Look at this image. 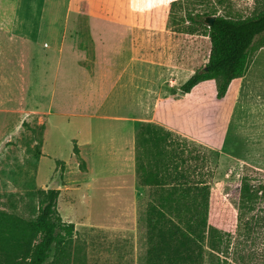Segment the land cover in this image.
I'll return each mask as SVG.
<instances>
[{
	"label": "rangeland",
	"instance_id": "obj_1",
	"mask_svg": "<svg viewBox=\"0 0 264 264\" xmlns=\"http://www.w3.org/2000/svg\"><path fill=\"white\" fill-rule=\"evenodd\" d=\"M71 1L69 15L80 21L74 31L84 38L79 43L83 53L93 52L96 45L88 40L86 21L92 16L115 19L142 26V42L123 44L125 51L136 47L144 54H167L184 71L203 67L211 48L203 29L189 32L191 15L244 18L264 5V0ZM14 3L18 6L17 0ZM23 14L33 17L19 6L14 17ZM259 41L257 37L245 73L253 87V102L241 101L232 110L229 98L219 106L216 82L205 81L165 123L174 128L170 132L160 124L140 125L137 138L132 137L131 118L142 115V107L131 92L112 91V78L121 75L119 60L112 67L115 70L96 65L90 72L73 66L67 74L61 73L55 113L47 116L45 137L40 113L28 118V113L4 109L3 97L10 91H0V214L35 219L39 192L58 182L59 212L64 221L74 224L75 232L53 248L46 264H264V197L249 205L240 198L244 177L254 185L264 183V47H258ZM48 45L51 39L45 33L26 45L10 44L0 35V77L12 80L14 99L22 103L21 108L46 111L44 99L40 101L47 85L41 57L50 50ZM119 45L113 42L107 48ZM100 61L112 66L113 58ZM67 77L72 81L65 92L74 101L64 107L61 93ZM185 78L177 79L178 83ZM81 92L83 104L76 98ZM257 93L262 95L256 97ZM108 97L116 105L101 107ZM193 100L196 107H191ZM107 111L119 119L100 117ZM79 127H84L81 133ZM87 128L93 132L95 149L87 145ZM133 138L138 145L136 171L141 188L147 184V174L157 173L160 183L150 181L137 204L133 173L121 163L128 156L123 146ZM75 140L85 161L74 154ZM43 142L47 155L41 157ZM83 161L91 171L84 169ZM204 185L209 207L199 221L193 199ZM205 216L206 225L201 221ZM151 217L156 221L151 222Z\"/></svg>",
	"mask_w": 264,
	"mask_h": 264
},
{
	"label": "crops",
	"instance_id": "obj_2",
	"mask_svg": "<svg viewBox=\"0 0 264 264\" xmlns=\"http://www.w3.org/2000/svg\"><path fill=\"white\" fill-rule=\"evenodd\" d=\"M14 2L15 0H0V35H3L4 38L9 40L10 44L19 41L25 45L28 43L30 44L44 33L49 35L51 39V45L47 46L50 50L47 53L45 52L41 57L43 61V78L47 80V82H45L47 85L44 87V94L40 97V101L44 99L46 111L42 112V110H38L37 108L33 109L31 107L27 109L21 108L20 104L22 103H18V100L14 99L15 95H13L14 89L11 84L12 80L0 77L1 93L10 91L8 96L3 95V105L4 109H9L12 113L15 111H18V113H28V118L36 117L35 115L40 113L39 118L42 119V123L44 124V137L48 123L47 116L55 113L53 108L56 101L55 92L58 79L62 72L67 74V70L71 69L73 66L81 70L94 72L96 65H103L108 69H114L112 67H115L116 60H119L117 61V69L121 75L117 80L112 78L114 82L112 91L114 93L117 88H120V90L122 89L124 92H131L132 95H127L128 99L131 98V95L133 101L136 102L139 107H142V115L131 118L132 137L135 138H137L140 125L160 124L161 126L164 125L163 127L166 131H174L173 127L165 125V123L173 120V116L176 112L183 108L184 101H189L187 95H192L194 89L203 83L197 85L190 93H185L181 90V86L196 70L184 71V67L179 65L178 62L173 61V58L168 57L167 54H144L142 50L136 49V47L132 49L128 48V51H125V47L122 46L123 44L142 42V26L125 21L92 16L86 21V25L89 28V35L87 37H89L88 40L90 42L96 45L93 52L88 54L83 53L79 46V43L84 38L81 37L80 33L74 31V29L78 28L80 21L72 19L69 15L71 10H73L71 0L69 4L68 0H17L18 6L23 9L24 12H32V18H27L25 14H23V16L14 17V12L18 9V6ZM113 42H119L120 45L116 47L118 49L112 48L109 50L107 44H112ZM102 45L104 47L100 48ZM67 56L73 58H67ZM105 56L113 58L112 66H110V62H105L104 65L100 61V59L105 60ZM84 58L85 60H83ZM31 64L34 66V63H30L32 67ZM183 76H186L184 81L178 83L177 79H181ZM175 77H177V79ZM65 80L66 82L63 84L64 90L61 93L62 106L69 104V101H74V97L65 92L66 90L68 91L71 85L69 84L72 81L71 77H67ZM253 92V87L247 81V74H245L243 77L231 82L226 95L222 99H219L218 105H225L223 101L231 98L233 100V110V106L236 107L241 101L253 102ZM181 94H184V96ZM83 95L82 92L76 94V98H78L80 104H83ZM261 95L262 94L257 93L256 97ZM111 96L113 95L110 94V97ZM89 98L90 96H86V99ZM181 98L183 99L182 101ZM102 103L103 104H100V106H106V108H113L116 105L114 99L109 100V97L104 98V102ZM187 104L185 105V109L190 111L191 109L187 108ZM190 104L191 107H196V102L194 100L190 102ZM220 108L221 107H219V109ZM59 113L67 114L65 111H59ZM100 117L104 119H119L118 116L110 115L109 112L100 115ZM83 128L84 127H79L78 132L81 133ZM86 134L89 138L87 140V145H89L91 149H95L97 144L96 141L92 139L93 132L91 129L87 128ZM75 144L78 146L76 140ZM44 146L43 142L41 157L47 155ZM78 148L80 151L79 156L84 159L81 155V147L78 146ZM123 148L126 149L127 153L125 154L128 156L126 157V161H122L121 163L124 162V167H127L126 169L133 173L132 186L134 188V203L137 204L141 197L140 193H142L143 199L145 197V189H147L149 185H142L141 188L137 180V139L135 141L133 138V141L130 142V144H124ZM75 156L77 155L75 154ZM86 164V169L89 168L91 171L92 167L88 162ZM112 227L114 229H123L120 227Z\"/></svg>",
	"mask_w": 264,
	"mask_h": 264
},
{
	"label": "trees",
	"instance_id": "obj_3",
	"mask_svg": "<svg viewBox=\"0 0 264 264\" xmlns=\"http://www.w3.org/2000/svg\"><path fill=\"white\" fill-rule=\"evenodd\" d=\"M210 14L191 15V29L195 33L203 29L211 41V49L207 63L181 86V90L190 93L197 85L205 81H215L217 97L223 98L231 82L245 75L249 54L260 38L258 47H264V5L251 16L233 18L216 15L212 24L207 22ZM74 153L80 155L75 144ZM81 158V157H80ZM82 159V158H81ZM58 163L64 164L62 160ZM84 162V161H83ZM86 170V163L84 162ZM144 182H158V174L144 175ZM193 205L197 209L195 218L199 220L204 212H208L209 191L206 185L197 188ZM60 188L41 190L39 213L33 220L0 214V264H46L53 248H59L67 239L73 237L75 226L65 222L58 209ZM264 197V183L254 185L248 177H244L240 189L243 205L254 203ZM165 216V214H162ZM155 222V218H150ZM200 221V220H199ZM206 225V216L201 218Z\"/></svg>",
	"mask_w": 264,
	"mask_h": 264
},
{
	"label": "water",
	"instance_id": "obj_4",
	"mask_svg": "<svg viewBox=\"0 0 264 264\" xmlns=\"http://www.w3.org/2000/svg\"><path fill=\"white\" fill-rule=\"evenodd\" d=\"M215 17H216V15L209 17L208 20H207V22H208L209 24H212L213 21H214V19H215ZM59 187H60L59 183H58V182H55V183L52 185L51 188H52V189H59Z\"/></svg>",
	"mask_w": 264,
	"mask_h": 264
}]
</instances>
